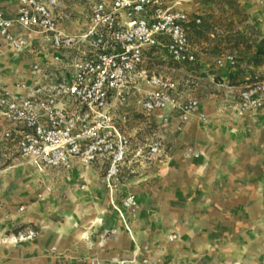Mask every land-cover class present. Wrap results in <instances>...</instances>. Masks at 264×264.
<instances>
[{"label": "rangeland", "instance_id": "rangeland-1", "mask_svg": "<svg viewBox=\"0 0 264 264\" xmlns=\"http://www.w3.org/2000/svg\"><path fill=\"white\" fill-rule=\"evenodd\" d=\"M186 7L190 15L198 11L215 25L214 36L190 33L198 56L193 65L173 63L159 49L160 58L150 60L149 68L178 79L183 89H191L206 118L198 119L192 130L176 131L153 114L128 111L124 130L132 143L122 166L126 171L123 188L138 194L142 236L135 237L132 244L124 239V233L131 232L124 222H117L119 213L108 204L102 180L104 164L80 163L63 169L32 165L20 158L0 178V264H89L96 257L113 258L109 253L115 248L120 250V258L128 260L139 251L134 264H143L145 256L170 264L155 255L160 241L154 236L164 226L156 223L157 215L163 220L222 215L224 152L229 138L236 140L249 131L240 123L246 113L238 109V96L245 86L264 77V55L255 54L262 39L256 24L246 22L238 0H193ZM222 53L234 54L238 67L225 78L227 66L216 65ZM154 141L160 142L161 151L151 155L149 145ZM189 150L199 156L188 155ZM231 167L238 168V162ZM200 168L209 174V181L198 178ZM99 211L102 221L93 225L90 218ZM69 222L74 224L72 229ZM81 232L86 236L79 237ZM171 234L176 237L168 240H178L176 233ZM199 260H206L205 254Z\"/></svg>", "mask_w": 264, "mask_h": 264}, {"label": "built area", "instance_id": "built-area-1", "mask_svg": "<svg viewBox=\"0 0 264 264\" xmlns=\"http://www.w3.org/2000/svg\"><path fill=\"white\" fill-rule=\"evenodd\" d=\"M88 25L79 33L60 27L55 9L60 0H19L14 17L0 10V56L4 45L25 50L29 41L16 29L49 37L54 66L33 65L44 80L20 83L14 91L0 78V172L17 158L36 166L70 169L76 163L104 164L103 183L111 206L127 229L128 215H136L140 203L135 193L123 188L122 166L131 149L124 130L129 110L153 114L166 124L173 116L176 131L196 116L200 102L185 97L182 83L171 76L151 72L149 62L163 49L169 60L180 65L198 61L190 40L191 23L186 5L193 0H90ZM264 6V0H258ZM235 55L216 59L218 67L234 66ZM242 113L264 109V79L245 86L238 96ZM161 151L160 142L148 153ZM192 157L196 151H187ZM175 234L169 236L174 239ZM120 257L93 258L89 264H134ZM143 264H161L143 257Z\"/></svg>", "mask_w": 264, "mask_h": 264}, {"label": "crops", "instance_id": "crops-1", "mask_svg": "<svg viewBox=\"0 0 264 264\" xmlns=\"http://www.w3.org/2000/svg\"><path fill=\"white\" fill-rule=\"evenodd\" d=\"M238 2L244 8L246 22L256 24L260 32L259 39H262L264 37V6L260 5L258 0H238ZM18 6L19 0H0V10L8 16H16ZM90 9V0H60L55 14L60 27L71 33H79L88 25ZM195 13L199 14L198 11ZM16 32L21 33L29 41V45L21 51L4 45L5 51L0 56V78L4 85L14 91H22L20 83L33 84L37 79L49 78L55 74V71L51 69L50 74L44 77V72L33 69L36 63L43 68L54 66L49 37L44 34L21 31V29H16ZM227 32L230 31L227 30ZM209 35L213 37L214 33ZM0 43L4 44L1 37ZM202 44L207 46L209 43L202 42ZM195 46L201 47L200 44ZM237 68V66H227L222 78L236 72ZM183 90L185 97L197 98L191 89ZM202 106L200 103L199 111L204 112ZM243 118L244 120L240 123L249 131L245 130V134L239 135L236 140L229 138V146L224 152L222 215L184 216L164 220L157 215L156 223L164 226L158 229V233L154 236L157 241H160V248L155 255L162 260L170 264H264V109L247 112L243 114ZM177 120L178 117L175 115L167 125L174 128ZM197 122L198 118L194 116L186 123L185 129H194ZM250 132L252 133L249 135ZM236 161L239 167L232 168L231 163ZM95 163L101 162L94 161L92 165ZM7 169L5 167L0 172V178ZM88 172L90 174L89 169ZM125 172L122 167V178H125ZM197 174L198 178L204 177L205 181H209V174L204 173L202 168ZM103 187L107 190L104 183ZM80 196L83 197L81 193ZM107 201L110 206L108 192ZM142 214L140 202L136 215L127 216L132 235L124 233L123 236L130 244L135 237L140 238L143 234L140 226ZM90 221L93 225H99L102 221V211L90 218ZM120 221L124 222L119 215L117 222ZM69 223L72 229L74 224ZM50 227L53 226L50 225ZM58 228L62 230L60 226ZM171 233H176L179 236L178 240H168ZM85 236L86 232H81L79 235L81 238ZM197 239L198 241L194 243ZM201 242L205 245H201ZM120 253V250L115 248L109 254L112 257H119ZM204 254L206 260H199Z\"/></svg>", "mask_w": 264, "mask_h": 264}, {"label": "trees", "instance_id": "trees-1", "mask_svg": "<svg viewBox=\"0 0 264 264\" xmlns=\"http://www.w3.org/2000/svg\"><path fill=\"white\" fill-rule=\"evenodd\" d=\"M201 20L202 21L199 24H197L195 22L191 23V27H190L191 36H194L195 33H198V34L204 33V32H208L209 34L214 33L212 30H213V27L215 25H213L212 23H208V18H206L204 16H201ZM223 54H225V53H222V55ZM255 54L257 55V57L264 55V37L262 38V40L259 43H257ZM263 79H264V77L259 79V80H263Z\"/></svg>", "mask_w": 264, "mask_h": 264}]
</instances>
